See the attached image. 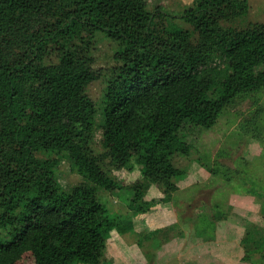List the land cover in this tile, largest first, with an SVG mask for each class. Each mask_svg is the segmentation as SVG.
Wrapping results in <instances>:
<instances>
[{
	"label": "trees",
	"instance_id": "1",
	"mask_svg": "<svg viewBox=\"0 0 264 264\" xmlns=\"http://www.w3.org/2000/svg\"><path fill=\"white\" fill-rule=\"evenodd\" d=\"M257 11L251 0H193L177 15L145 0H0V264H103L113 231L149 239L131 219L170 201L225 106L264 89ZM96 33L117 44L107 76L92 68ZM101 76L95 102L87 88ZM63 159L82 182L59 184ZM132 161L133 183L109 175ZM151 186L163 198L147 199ZM102 193L129 214L109 212Z\"/></svg>",
	"mask_w": 264,
	"mask_h": 264
},
{
	"label": "rangeland",
	"instance_id": "2",
	"mask_svg": "<svg viewBox=\"0 0 264 264\" xmlns=\"http://www.w3.org/2000/svg\"><path fill=\"white\" fill-rule=\"evenodd\" d=\"M145 1L149 10L161 7L174 15L181 14V11L189 6L183 5L185 3L181 0ZM257 6L258 11L254 12L249 20L263 22L262 1L257 2ZM171 21L181 28L191 29L181 20ZM12 49L14 48H10ZM116 49L115 42L103 34L96 33L90 49L92 68L105 72L107 76L109 68L113 65L112 56ZM106 76L93 81L87 88L88 94L95 102L101 98ZM99 139L100 134L97 132L94 138L96 152L99 150ZM0 149L7 150L5 147ZM190 154L189 168L192 171L185 180L177 183L179 188L171 195V199L174 194L177 195L174 196L179 203L178 215L186 222V246L195 241L209 240L217 224H224L226 221L238 223L244 229L239 243L243 255L238 264H264V89L239 96L225 106L216 124L201 132L199 141ZM37 157L45 158L46 155L37 154ZM182 164H185V160ZM140 169L138 164L133 163L131 171L109 168L108 173L123 184L129 185L140 178ZM56 178L63 188L83 181L65 159L58 164ZM100 199L109 212L129 214L120 198L102 193ZM131 221L134 229L141 232L140 221L134 217ZM164 233L166 232L157 236V240L160 239L158 247L156 248L155 240L151 248L157 250L163 242H168L165 241ZM177 234L178 239L183 240L184 232ZM127 237L133 240L132 236ZM244 240L247 248L244 247ZM118 241L120 237L115 233L107 240L103 264H115L114 247Z\"/></svg>",
	"mask_w": 264,
	"mask_h": 264
},
{
	"label": "crops",
	"instance_id": "3",
	"mask_svg": "<svg viewBox=\"0 0 264 264\" xmlns=\"http://www.w3.org/2000/svg\"><path fill=\"white\" fill-rule=\"evenodd\" d=\"M181 1L185 3L183 5H190L193 0ZM259 1H262L264 7V0H257L256 4ZM186 178H184V180ZM161 194L162 193L156 188V186H151L147 191L146 198L159 199L162 197ZM174 195L177 196L176 194ZM174 195L170 201L159 202L151 207L146 213L134 217L135 220L140 221L142 226L141 232L151 235L149 239L141 241V246L136 244L134 238L132 240L127 237L129 234L120 236L113 231L120 237V241L116 242V246L114 247V263L238 264L243 255V250L239 246L244 232L243 227L239 226L238 223L233 224L226 221L224 224L220 223L216 225L212 237L209 240H203L200 242L195 241L186 246L188 240V231L185 226L186 222L178 215L177 204L179 203H177ZM134 231L138 232L136 229H134ZM164 231L166 233H164L163 236L166 238L165 241L168 242H163L161 244L162 246L156 250L160 241V239L157 240V236L163 234ZM181 231L184 232L183 240L178 239L179 235L177 232L180 233ZM113 232L111 235L114 234ZM203 234L204 233L201 235L203 236ZM155 240L157 246L156 248H151V245Z\"/></svg>",
	"mask_w": 264,
	"mask_h": 264
}]
</instances>
